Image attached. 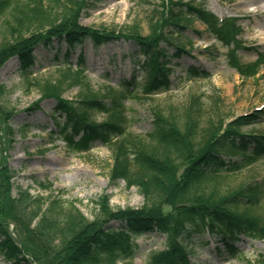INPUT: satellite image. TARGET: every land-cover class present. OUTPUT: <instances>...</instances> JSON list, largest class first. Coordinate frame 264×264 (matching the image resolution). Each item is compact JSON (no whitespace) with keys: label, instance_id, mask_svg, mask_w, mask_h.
<instances>
[{"label":"rangeland","instance_id":"1","mask_svg":"<svg viewBox=\"0 0 264 264\" xmlns=\"http://www.w3.org/2000/svg\"><path fill=\"white\" fill-rule=\"evenodd\" d=\"M43 1L53 18L71 17L83 27L114 32L116 36L101 46L86 39L69 52L71 66L65 64L66 43L55 39L50 45L40 44L35 48L30 76L22 74L17 56L7 59L0 67V197L4 194L1 186L6 183L5 197L13 198L21 191L27 192L40 198L44 208L54 203L60 211H65L73 205L89 220L99 216L105 202L115 210L138 209L148 203L137 187H129L124 180L111 179L113 155L100 141L92 143L90 151H74L58 137L59 134H53L58 131L55 118L64 121L54 112L56 100L42 95L43 87L53 83H64L62 98L67 101H76L91 91L105 99L110 107L111 97H118L123 106L120 117L124 127L141 146L150 142L149 134L155 128L157 114L170 119L180 129L196 120L199 129L204 131L220 126L226 129L235 119L258 113L261 115L257 122L239 129L264 134V61L257 75L242 76L227 62V55L233 49L222 46L204 24L192 20L190 27L176 36L177 41L190 49L191 57L182 55L172 59L170 90L146 96L131 87V93L125 95L122 87H129V81L144 82L145 73L139 66L145 54L135 41L119 34L137 31L142 36H150L158 30L163 31L161 23L172 2L195 3L205 6L220 19L237 23L235 42L241 50L234 51L240 63L250 66L264 58V0ZM13 2L34 3L33 0ZM8 15L7 11L0 17V44L13 39L15 30L28 36L37 29V25L16 28L14 19ZM168 51L172 55L175 49L171 47ZM81 53L86 57L85 71L78 68ZM177 63L181 66H176ZM188 66L207 70L211 77L185 79L184 69ZM77 73L82 82L67 77ZM93 118L102 122L108 115L96 112ZM223 181V186L228 188L248 183L264 185V159L251 168L226 176ZM10 204L4 200L5 210L10 211ZM164 209L169 212L167 206ZM0 221L7 223L13 240H26L27 236L16 222H5L1 216ZM120 226V222H111L107 227ZM166 241V235L158 231L135 237L134 264H147L153 254L166 249ZM193 241L189 246L190 264H264V239L242 236L236 243L240 250L237 257L224 249L219 237L206 235L195 237ZM23 254L24 264H39L30 254ZM0 264H8L1 255Z\"/></svg>","mask_w":264,"mask_h":264},{"label":"trees","instance_id":"2","mask_svg":"<svg viewBox=\"0 0 264 264\" xmlns=\"http://www.w3.org/2000/svg\"><path fill=\"white\" fill-rule=\"evenodd\" d=\"M33 1L32 5H20L13 0H0V17L8 11L16 28L37 25L28 36L15 30L13 39L1 42L0 67L7 59L17 56L22 74L28 77L35 63L33 52L40 44L50 45L55 39L65 42L67 65L69 52L86 39L101 46L116 36L114 32L83 27L71 17L53 18L43 0ZM192 20L204 24L222 46L233 49L228 50L229 66L247 78L259 73L264 58L250 66H244L237 58L236 51L241 49L235 42L238 27L234 20L220 19L195 3L172 2L161 23L163 31L150 36L137 31L119 33L135 41L145 54L139 66L145 73L144 82L129 81V87H122L125 95L131 93V87L146 96L170 90L172 59L182 55L191 57L190 49L177 41L176 36L188 29ZM171 47L175 52L169 55ZM85 64L86 57L81 53L78 68L85 71ZM184 72L189 80L211 77L209 71L194 66H188ZM78 74L67 77L82 82ZM63 84L53 83L42 89L44 98L56 100L54 112L64 118L63 122L55 118L58 131L53 134H59L74 151H90L92 143L100 141L113 155L111 179L137 187L148 203L138 209L115 210L105 202L99 216L89 220L73 205L65 211H60L54 203L44 208L40 198L27 192L5 197L7 185L3 183L0 216L5 222H16L27 236L22 242L13 240L7 223L0 221V255L8 264H24L23 253L30 254L39 264H134L135 237L154 231L166 235V249L153 254L147 264H190L189 246L195 237H219L224 249L235 257L240 251L236 243L242 236L264 239V185L223 186L226 176L251 168L264 159V134L239 129L257 122L261 114L239 117L226 129L220 126L204 131L196 120L180 129L170 119L157 114L155 128L149 134L150 142L141 146L124 127L120 117L123 106L118 97L110 96L113 98L110 107L91 91L76 101H67L62 98ZM96 112L105 113L108 118L96 122L93 118ZM4 200L10 201V211L5 210ZM165 206L169 212H165ZM111 222H120L121 226L107 227Z\"/></svg>","mask_w":264,"mask_h":264}]
</instances>
